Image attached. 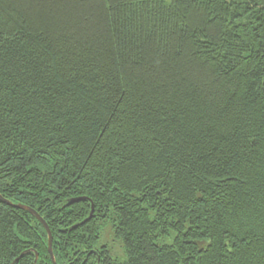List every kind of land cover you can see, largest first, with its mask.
<instances>
[{"label":"trees","instance_id":"16d2710c","mask_svg":"<svg viewBox=\"0 0 264 264\" xmlns=\"http://www.w3.org/2000/svg\"><path fill=\"white\" fill-rule=\"evenodd\" d=\"M0 195L58 264H264V0H0Z\"/></svg>","mask_w":264,"mask_h":264},{"label":"water","instance_id":"95a60500","mask_svg":"<svg viewBox=\"0 0 264 264\" xmlns=\"http://www.w3.org/2000/svg\"><path fill=\"white\" fill-rule=\"evenodd\" d=\"M81 199H86V198H81ZM0 200H1L3 203H6L7 205L9 204V205H11V206H13V207H15V208H18V209H19V208H22V209H24V210L29 211L30 213H32V214L36 217V219H38V220L41 222L42 226H43L44 229L47 231L48 252H49V254H50L51 262H52V264H58V263H56V261H55L54 254H53L52 249H51V248H52V234H51V231L49 230L46 221H45L43 218L40 217V215L38 214V212H36V210H35L34 208H30V207H28V206H26V205H24V204H22V203H13V202L10 201L9 199L7 200V199L3 198L1 195H0ZM75 200H78V199H75ZM75 200H74V201H75ZM74 201H71V203L74 202ZM91 205H92V204H91ZM93 210H94V207H93V205H92L91 210H90V213H89V215L87 216V219H86V220H88L89 218H91L92 213H93ZM86 220H85V221H86ZM73 228H74V227H73ZM36 259H37V254H36L35 260H36Z\"/></svg>","mask_w":264,"mask_h":264},{"label":"rangeland","instance_id":"374dc122","mask_svg":"<svg viewBox=\"0 0 264 264\" xmlns=\"http://www.w3.org/2000/svg\"><path fill=\"white\" fill-rule=\"evenodd\" d=\"M113 246L115 247V248H114L115 250H118V251H119V249H118V244H114Z\"/></svg>","mask_w":264,"mask_h":264}]
</instances>
